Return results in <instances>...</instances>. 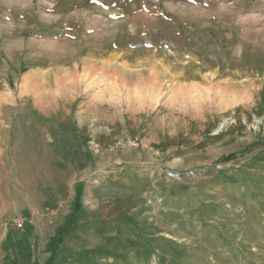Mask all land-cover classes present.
I'll list each match as a JSON object with an SVG mask.
<instances>
[{
    "label": "rangeland",
    "instance_id": "1",
    "mask_svg": "<svg viewBox=\"0 0 264 264\" xmlns=\"http://www.w3.org/2000/svg\"><path fill=\"white\" fill-rule=\"evenodd\" d=\"M54 254L264 264V0H0V264Z\"/></svg>",
    "mask_w": 264,
    "mask_h": 264
},
{
    "label": "built area",
    "instance_id": "2",
    "mask_svg": "<svg viewBox=\"0 0 264 264\" xmlns=\"http://www.w3.org/2000/svg\"><path fill=\"white\" fill-rule=\"evenodd\" d=\"M6 224H10L13 228L17 230H23L27 225H29L32 221L30 218L23 214H16V216L11 219H5Z\"/></svg>",
    "mask_w": 264,
    "mask_h": 264
},
{
    "label": "trees",
    "instance_id": "3",
    "mask_svg": "<svg viewBox=\"0 0 264 264\" xmlns=\"http://www.w3.org/2000/svg\"><path fill=\"white\" fill-rule=\"evenodd\" d=\"M55 257H56V255L54 254L53 257L51 258V260H50V262H49L48 264H54L55 259H56Z\"/></svg>",
    "mask_w": 264,
    "mask_h": 264
},
{
    "label": "crops",
    "instance_id": "4",
    "mask_svg": "<svg viewBox=\"0 0 264 264\" xmlns=\"http://www.w3.org/2000/svg\"><path fill=\"white\" fill-rule=\"evenodd\" d=\"M32 223V222H31ZM31 223L29 224V225H31ZM11 232H13L12 230H11Z\"/></svg>",
    "mask_w": 264,
    "mask_h": 264
},
{
    "label": "bare ground",
    "instance_id": "5",
    "mask_svg": "<svg viewBox=\"0 0 264 264\" xmlns=\"http://www.w3.org/2000/svg\"><path fill=\"white\" fill-rule=\"evenodd\" d=\"M158 99L156 98V100L155 101H157Z\"/></svg>",
    "mask_w": 264,
    "mask_h": 264
}]
</instances>
